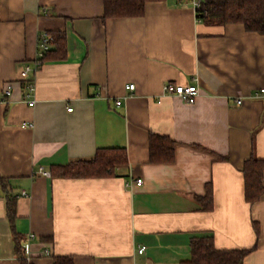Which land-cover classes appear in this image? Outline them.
I'll use <instances>...</instances> for the list:
<instances>
[{"label":"crops","instance_id":"1","mask_svg":"<svg viewBox=\"0 0 264 264\" xmlns=\"http://www.w3.org/2000/svg\"><path fill=\"white\" fill-rule=\"evenodd\" d=\"M104 11V0H0V178L10 182L0 187V264H181L198 235L218 249L255 246L244 264H264V194L247 202L242 172L251 154L264 158V98L253 97L264 87V34L206 23L190 0L147 2L143 16ZM57 30L67 54L43 61L29 107L22 71L40 34ZM168 81L200 94L164 95ZM151 133L175 143L172 162L150 160ZM118 146L129 165L111 176L41 172Z\"/></svg>","mask_w":264,"mask_h":264},{"label":"trees","instance_id":"2","mask_svg":"<svg viewBox=\"0 0 264 264\" xmlns=\"http://www.w3.org/2000/svg\"><path fill=\"white\" fill-rule=\"evenodd\" d=\"M162 0H104L103 18L143 16L147 2ZM200 8L195 13L198 19L209 24L241 23L245 29L264 34V0H201ZM50 35L48 50L40 61L62 59L67 54V34L64 30L47 33ZM150 160L154 162H172L175 158V143L164 135L151 133ZM128 152L124 146L99 148L89 158H78L61 165L51 167L56 177L68 178H104L111 176L119 167H127ZM244 173L245 199L255 203L264 194V158L251 154L245 161ZM9 180L0 178V187L8 188ZM16 202L10 198L7 203L8 216L11 221L16 217ZM210 206V204H206ZM256 230L259 234L258 228ZM192 257L181 264H244L245 257L255 246L250 248L218 249L213 236H194L190 242ZM23 264H31L24 257ZM54 264H73L70 256L54 257Z\"/></svg>","mask_w":264,"mask_h":264},{"label":"built area","instance_id":"3","mask_svg":"<svg viewBox=\"0 0 264 264\" xmlns=\"http://www.w3.org/2000/svg\"><path fill=\"white\" fill-rule=\"evenodd\" d=\"M192 8L196 11V9L200 8L202 2L201 0H190ZM50 35L43 32V34H40L39 40H38V49H39V55L38 58L34 60L33 63H29L25 67V69L22 71V77L24 79V87H23V102L26 103L29 107L33 106L36 102V78L35 74L40 70L42 66V62L40 61V58L43 56V53L48 50V41L50 40ZM135 88V83L130 82L125 85V90L131 91ZM163 94L168 96H179L181 97L185 102H193L195 97H197L200 94V89L198 86L194 83H188V84H182L175 81H168L163 84L162 86ZM2 94V100L8 101L9 97L13 94L12 93V86L7 85L6 87L2 88L1 90ZM262 96L264 98V87L260 88L258 92H256L253 97H260ZM238 103H243V99L239 98L237 99ZM121 100H116V105H120ZM69 111L73 110V107L68 108ZM34 122H23V127H34ZM41 172L44 176H50L51 172L49 170L41 169ZM143 183L142 178H138L136 180H133V182H129L128 185H141ZM23 195L27 196L25 191L22 192ZM34 234L30 233L27 235V242H30L34 239ZM29 244V243H28ZM27 244V248L29 247ZM145 250L144 246H141L139 249V252H143ZM46 255L50 254L49 250H46Z\"/></svg>","mask_w":264,"mask_h":264}]
</instances>
